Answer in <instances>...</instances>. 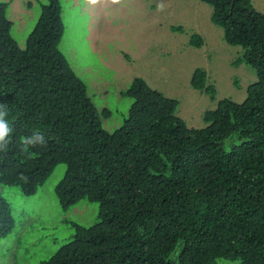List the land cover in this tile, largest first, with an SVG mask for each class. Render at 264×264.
I'll return each instance as SVG.
<instances>
[{"label":"trees","instance_id":"trees-1","mask_svg":"<svg viewBox=\"0 0 264 264\" xmlns=\"http://www.w3.org/2000/svg\"><path fill=\"white\" fill-rule=\"evenodd\" d=\"M201 1L223 39L241 47L233 65L256 74L245 99L218 100L204 127H190L175 113L178 99L136 77L123 92L132 99L127 116L108 131L102 117L110 110L97 108L59 49V1H40L20 48L10 2L0 0V104L13 128L0 151V183L31 196L64 164L54 188L61 208L99 203L98 220L72 221V238L40 264H264V13L251 0ZM189 42L200 47L202 38L194 33ZM191 85L215 99L206 70L197 68ZM34 132L47 144L25 151ZM13 225L0 195V239Z\"/></svg>","mask_w":264,"mask_h":264},{"label":"rangeland","instance_id":"rangeland-1","mask_svg":"<svg viewBox=\"0 0 264 264\" xmlns=\"http://www.w3.org/2000/svg\"><path fill=\"white\" fill-rule=\"evenodd\" d=\"M9 1L6 16L12 22L11 37L25 48L40 14V1L47 0ZM58 1L64 27L59 49L86 83L87 95L97 108L110 110L109 116L102 117L108 131L127 116L132 99L123 92L136 77L178 99L176 115L195 128L206 125L203 114L214 109L218 100L241 103L247 86L257 79L250 66L233 65L242 49L223 39L222 28L211 21L212 7L201 0ZM251 1L264 13V0ZM97 15H102L101 20ZM194 33L202 38L200 47L189 42ZM197 68L206 70L207 85L216 89L214 100L192 87ZM225 149H230L228 141ZM64 173L65 165H56L31 196L23 195L17 186L0 183V195L8 201L14 221L12 231L0 239V264H40L72 238V221L90 225L98 220V202L84 200L67 210L61 208L54 188ZM215 264L238 261L218 259Z\"/></svg>","mask_w":264,"mask_h":264},{"label":"clouds","instance_id":"clouds-1","mask_svg":"<svg viewBox=\"0 0 264 264\" xmlns=\"http://www.w3.org/2000/svg\"><path fill=\"white\" fill-rule=\"evenodd\" d=\"M97 16H99L97 17V20H101L102 15ZM95 41H97V38H95ZM8 113L9 110L7 109V107L3 104H0V151H4L8 148L10 143V135L13 132V128L10 126L9 121L6 119ZM22 143L25 145L24 150L27 151L29 147H36L37 145H46L47 140L42 133L34 132L32 135L25 137Z\"/></svg>","mask_w":264,"mask_h":264}]
</instances>
